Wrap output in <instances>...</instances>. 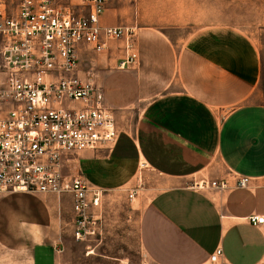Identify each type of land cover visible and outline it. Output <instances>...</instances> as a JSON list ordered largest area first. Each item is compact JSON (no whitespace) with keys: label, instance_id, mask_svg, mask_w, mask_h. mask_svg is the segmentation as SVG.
Returning a JSON list of instances; mask_svg holds the SVG:
<instances>
[{"label":"crops","instance_id":"crops-1","mask_svg":"<svg viewBox=\"0 0 264 264\" xmlns=\"http://www.w3.org/2000/svg\"><path fill=\"white\" fill-rule=\"evenodd\" d=\"M133 1L121 6L123 0H108L100 17L103 27L132 32L131 63L119 68L122 39L109 41L101 53L78 51L77 74L101 88L115 117L117 144L79 153L68 173L105 195L133 194L131 205H140L139 246L152 264H211L217 249L216 264H264V225L248 221L264 216L260 45L236 27L167 23L159 0ZM80 2L68 0L85 12L86 2ZM242 177L249 183L240 189ZM200 180L227 187L197 189L193 184ZM37 198L0 195V224L12 234L22 226L34 229L31 264H58L55 242L36 233L50 231L52 209L64 204L72 211L71 196ZM31 200L40 206V220L10 209L8 218L2 216L11 204Z\"/></svg>","mask_w":264,"mask_h":264},{"label":"built area","instance_id":"built-area-1","mask_svg":"<svg viewBox=\"0 0 264 264\" xmlns=\"http://www.w3.org/2000/svg\"><path fill=\"white\" fill-rule=\"evenodd\" d=\"M82 1L86 12L75 13L68 0H0V195H70L77 242L95 235L103 191L69 174V165L81 152L114 148L119 138L101 88L77 74L78 51L101 53L122 39L119 68L136 58L128 28L100 24L108 0ZM248 183L242 177L236 187ZM193 186L227 187L206 180ZM248 221L264 225V216ZM220 255L217 249L209 262Z\"/></svg>","mask_w":264,"mask_h":264},{"label":"rangeland","instance_id":"rangeland-1","mask_svg":"<svg viewBox=\"0 0 264 264\" xmlns=\"http://www.w3.org/2000/svg\"><path fill=\"white\" fill-rule=\"evenodd\" d=\"M159 1V6L166 8L167 23H190L194 29L227 25L247 33L260 45L264 72V0ZM125 2L126 0H123L120 5L125 6ZM130 2L134 1L130 0ZM79 3L80 0H73L74 5ZM74 5H71L72 8ZM75 13L80 12L75 11ZM74 165H76V157L69 165L71 172ZM35 196L39 200V197L44 195L35 194ZM130 200L125 194H103L96 233L86 241L77 242L73 239V214L64 204L51 210V222L47 227L50 231L36 235L51 241L50 243L55 242L53 245H57L58 264H152L144 256L138 242L140 205L139 203L131 205ZM21 206L11 204L2 216L8 218V212L14 210L34 220L41 219L40 206L37 202L31 200L24 204L25 207ZM8 209L10 210L7 211ZM10 230L9 226L0 224V264H31L27 250L35 240V234H32L35 233L34 229L22 226L14 234L10 233ZM19 246L22 249L15 248Z\"/></svg>","mask_w":264,"mask_h":264}]
</instances>
